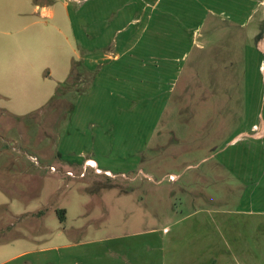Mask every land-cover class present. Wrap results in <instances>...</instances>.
Segmentation results:
<instances>
[{
	"label": "rangeland",
	"instance_id": "rangeland-1",
	"mask_svg": "<svg viewBox=\"0 0 264 264\" xmlns=\"http://www.w3.org/2000/svg\"><path fill=\"white\" fill-rule=\"evenodd\" d=\"M63 1L0 0V221L41 230L17 264H264V0L241 23L224 0H179L202 19L180 73L154 56L81 65L54 98L81 62L83 20L115 0ZM127 1L138 18L169 4L116 0L120 13ZM25 208L39 222L8 214Z\"/></svg>",
	"mask_w": 264,
	"mask_h": 264
},
{
	"label": "crops",
	"instance_id": "crops-1",
	"mask_svg": "<svg viewBox=\"0 0 264 264\" xmlns=\"http://www.w3.org/2000/svg\"><path fill=\"white\" fill-rule=\"evenodd\" d=\"M168 1L169 4H164V9H160L155 3L152 6L147 5V7L145 4L141 5V9L146 8V10L145 13H141L139 18L135 16V3L131 1L125 2L123 8L129 9V11L124 14L120 13L122 8L116 6V0L110 3L113 6H93V11L87 14V18L83 20L86 27V37L83 41L84 47L82 43L84 50L78 54L83 71L90 74L89 71L95 70L96 67L102 65V62H109L111 66H117L118 71L124 72L135 67L137 58L151 57L152 60L154 56L159 62L156 65L151 64L152 68L153 66L154 68H164V75L169 72L180 73L184 62L188 59L190 48L193 45L201 46L200 44L196 45V42L200 37L199 26L202 19L200 18L201 15L195 12L194 5L196 2L191 6L190 1H185L188 5L186 7L184 3L183 6L176 5L177 2H180L179 0ZM196 1L203 3V0ZM234 1L238 0H224V6L227 7L228 5L229 10L226 7H224V10L221 8L219 14L225 13L226 16L231 14L230 16L233 19L241 23L240 19H243L241 17L246 15L245 8L248 1L239 0L240 4L238 5L237 2L236 5L238 6H233ZM63 2L65 7L69 6L68 1L64 0ZM228 2H232V4H227ZM153 5L155 6L153 7ZM147 9H151V11L159 9V14L156 17H153L151 13L146 15ZM183 9L187 10L188 15L185 16L182 13ZM44 13L48 14L49 12L44 10ZM227 18L228 16L225 17V19ZM146 33L149 34V38L144 39L147 37ZM153 43H164V45L158 47L162 51L161 55H151ZM138 45L139 52L136 51ZM141 65L145 67L146 60L142 59ZM88 160L94 164H89V166H94L95 170L100 171L97 162L86 159L85 163ZM29 176L34 178V175ZM1 189L4 191V188ZM0 205H4L2 195ZM8 214L14 219L32 215L37 218V221L41 216L39 210H27L26 208L17 209L14 212L8 211ZM39 233H41V230L35 232L34 235H26L13 222L2 223L0 221V264H17V260L21 258L40 253L41 250L38 246L41 243ZM23 240L29 243L35 242L37 245L27 246L26 243H20ZM25 263L33 264L27 260ZM19 264H23L22 261Z\"/></svg>",
	"mask_w": 264,
	"mask_h": 264
},
{
	"label": "trees",
	"instance_id": "trees-1",
	"mask_svg": "<svg viewBox=\"0 0 264 264\" xmlns=\"http://www.w3.org/2000/svg\"><path fill=\"white\" fill-rule=\"evenodd\" d=\"M79 66H81V63L79 61H74L73 62L69 78L66 81H64V82L58 83V85L56 87L55 94L53 95L54 98L60 97L64 91H67V89H69V87H71L73 85L75 79L77 78L76 75L79 74L78 71H77L78 73L75 72V69L77 67H79ZM82 80L83 79H81L80 81L82 82ZM84 80H85V78H84ZM79 93H85V90L84 89L83 90L80 89ZM64 212H65L64 209H60L59 210V214H60V217H61L62 220L64 219V216H63Z\"/></svg>",
	"mask_w": 264,
	"mask_h": 264
},
{
	"label": "built area",
	"instance_id": "built-area-1",
	"mask_svg": "<svg viewBox=\"0 0 264 264\" xmlns=\"http://www.w3.org/2000/svg\"><path fill=\"white\" fill-rule=\"evenodd\" d=\"M53 169H54V168L52 167V170H53ZM67 174H72V173H71V171H67Z\"/></svg>",
	"mask_w": 264,
	"mask_h": 264
},
{
	"label": "bare ground",
	"instance_id": "bare-ground-1",
	"mask_svg": "<svg viewBox=\"0 0 264 264\" xmlns=\"http://www.w3.org/2000/svg\"><path fill=\"white\" fill-rule=\"evenodd\" d=\"M87 163V162H86ZM88 164V163H87Z\"/></svg>",
	"mask_w": 264,
	"mask_h": 264
}]
</instances>
